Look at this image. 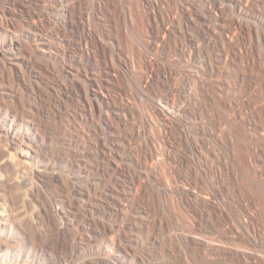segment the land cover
Instances as JSON below:
<instances>
[{"label": "bare ground", "instance_id": "obj_1", "mask_svg": "<svg viewBox=\"0 0 264 264\" xmlns=\"http://www.w3.org/2000/svg\"><path fill=\"white\" fill-rule=\"evenodd\" d=\"M0 10V264H264V0Z\"/></svg>", "mask_w": 264, "mask_h": 264}, {"label": "rangeland", "instance_id": "obj_2", "mask_svg": "<svg viewBox=\"0 0 264 264\" xmlns=\"http://www.w3.org/2000/svg\"><path fill=\"white\" fill-rule=\"evenodd\" d=\"M0 13H1V10H0ZM1 15V14H0ZM1 54H0V74H1V70H2V65H1ZM1 87V86H0ZM0 90H1V88H0ZM1 93V92H0ZM1 96V95H0ZM166 238L164 237V238H162V242H163V244H164V246H166ZM135 244H138V242H134ZM28 247L26 248V251L28 250V252H31L32 253V255H33V253H34V250H31V246H29V245H27ZM135 247V246H134ZM136 248V247H135ZM139 248V247H138ZM138 248H136L135 250H136V252H135V257L136 258H138L139 257V252H140V248L138 249ZM23 254V253H22ZM186 256H184L183 255V258H182V260H181V263L182 264H185L186 263ZM149 260V262L151 263V264H167V262H166V257H162V258H157V259H148Z\"/></svg>", "mask_w": 264, "mask_h": 264}]
</instances>
